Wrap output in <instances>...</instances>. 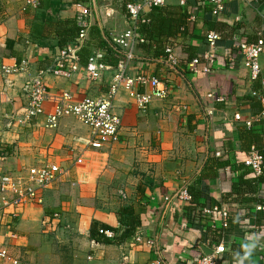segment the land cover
Segmentation results:
<instances>
[{"label": "crops", "instance_id": "1", "mask_svg": "<svg viewBox=\"0 0 264 264\" xmlns=\"http://www.w3.org/2000/svg\"><path fill=\"white\" fill-rule=\"evenodd\" d=\"M32 1L36 4H31ZM101 1L108 5L96 7V0L83 4L74 0H0V70L2 66L20 69L8 77L0 75V171L56 164L65 174L53 186L71 183L75 193L73 201L77 202L72 208L69 202L57 206L51 198L57 186H52L44 207H27L13 223L0 218V245L14 251L12 255L23 264H176L184 261L191 264L202 254L199 244L211 249L214 242L205 240L199 231L187 229L184 221L187 200L178 194L200 173L211 155L230 162V167L206 189V209H224L229 215L226 222H202L211 228H222L218 245H222L223 253L218 255L216 264H239L240 261L262 264L264 210L258 211L254 203L227 205L222 198L230 182L237 180L235 163L241 162L253 144L264 146V130L258 123L254 122L256 130L249 132L233 118L241 113L245 121L261 111V105L250 93L264 79V53L259 59L262 72L257 82L248 80L241 64L231 67L216 62L215 69L209 73L185 75L183 64L177 69L162 57L153 58L158 45L157 25L153 21L152 32L137 33L146 40V45L136 50L126 74L133 77L143 73L164 81L167 95L164 99H154L141 110L125 90H119L114 112L121 119L120 143L103 151H85L88 131L71 117L61 119L57 129H47L46 116L53 110L51 101L44 104V114L30 125L22 126L12 120L24 104V84L38 71L53 65L59 55L54 34L43 39L36 32L44 17L77 24L83 10H88V38L94 46L89 51L81 49L80 68L70 79L46 78L49 95L57 97L65 91L78 102L107 93L116 67L109 66L112 69L103 72L102 78L94 82L86 78L83 69L101 52L94 28L102 37L106 34L110 38L133 25L126 8L120 13L111 6L117 0ZM194 2L166 0L163 7H180L187 12L179 19L177 37L169 39L168 44L184 43L203 49L208 24L216 21L241 27L250 39H264V0H223V10L217 17L210 14L207 4L197 7ZM232 42L223 36L216 56L223 57ZM208 90L232 93L234 100L227 108L224 103L204 107ZM118 212L140 215L142 224L136 228L135 236L141 242H136L135 237L120 246L92 241L91 222L117 228ZM9 229L19 238L9 239ZM147 241H153L154 246H147Z\"/></svg>", "mask_w": 264, "mask_h": 264}, {"label": "built area", "instance_id": "2", "mask_svg": "<svg viewBox=\"0 0 264 264\" xmlns=\"http://www.w3.org/2000/svg\"><path fill=\"white\" fill-rule=\"evenodd\" d=\"M166 0H128L126 10L132 21V27L123 33L113 34L110 37L111 42L118 47L124 54V59L120 61L115 68V73L111 77L106 94L99 97H85L78 102L72 99L67 92H62L57 97H51L48 92L46 78L70 79L80 68L79 52L88 40L89 17L90 12L83 10L81 17L77 20L80 28L78 37L73 44L67 45L65 49L59 51L58 57L53 65L48 66L29 79L23 86L25 97L24 104L16 118L12 117L19 125H30L38 117L44 114V104L48 101L53 103L52 113L46 116L45 127L50 130L57 129L59 121L63 118H73L82 124L88 131L85 141V151H103L110 149L120 143L121 119L114 112V100L120 89L125 90L129 97L135 102L138 109L145 110L154 99H164L167 95L168 87L164 81L148 76L137 74L130 77L126 74L127 67L134 56L135 45L143 43V39L137 36V24L145 22L144 14L156 8L165 5ZM31 4H36L32 1ZM210 8V14L214 17L220 15L223 10V0H207ZM220 40L219 35L209 32L206 35L208 50L203 55L206 63L201 70L202 73L209 72V66L215 62L217 43ZM242 64L247 70L250 80L260 79L262 68L259 62L264 53V40L259 38L253 44H241ZM168 57L166 62L175 65L176 59L172 50L167 48ZM103 54L98 52L84 66L86 78L89 81H98L102 78V73L112 68L102 62ZM198 61L193 60L190 68L193 73H197ZM20 70L19 68L1 67V77H7ZM264 86V79L260 80ZM250 96L261 105V111L258 116L246 121V126L251 127L253 122L263 121L264 125V94L260 90H252ZM211 97V95H209ZM216 102H222V99H216ZM211 114V110L208 112ZM234 120H239V114L233 116ZM1 125V124H0ZM2 127L0 126V133ZM245 166L250 168L257 176L264 177V149L259 153L254 147L248 152ZM65 171L56 164L45 163L39 166L29 167L25 173L20 172L12 175L10 173L0 172V218L8 219L13 223L18 220L24 210L32 205L43 204L44 195L58 182ZM179 197L189 199L187 194L182 191ZM168 201V199H165ZM258 211L263 209L256 207ZM213 212H219L223 221L227 218V212L224 209H205L204 214L211 215ZM57 217V215H54ZM11 223L9 225H11ZM106 237L111 238V232H102ZM9 239H18L19 235L9 229L7 232ZM136 242H141L140 237L135 236ZM146 245L154 246L153 241H147ZM264 246L262 247V249ZM223 253L222 245H218L211 255H203L196 260V264H216L218 255ZM90 259V257H89ZM264 264V255L261 258ZM23 264L21 259L13 256L8 248L0 245V264Z\"/></svg>", "mask_w": 264, "mask_h": 264}, {"label": "trees", "instance_id": "3", "mask_svg": "<svg viewBox=\"0 0 264 264\" xmlns=\"http://www.w3.org/2000/svg\"><path fill=\"white\" fill-rule=\"evenodd\" d=\"M74 1L77 4H83L85 2L88 3V0ZM127 3V0H117L116 2H112L111 6L118 12L122 13L125 11ZM194 4L197 7H200L199 4L206 5L207 0H195ZM107 5L108 3H105L104 1L96 0V7H103ZM185 14H187V12L182 10L180 7H161L158 9H153L150 13H148V15H146L145 22H140L137 24V33L139 32V34H143L152 32L153 21L156 23V43L158 45L155 46L153 58L162 57L163 60H166L168 55L165 50L167 46L171 45V47H169L172 50L173 56L176 59V64L174 65V67L178 69V67L180 66L179 64H183L182 66H184V71L182 73L185 75L196 74L193 73L190 68V64L193 60L198 61L196 66L198 72L201 71L204 66H206V63L203 60V55L207 51L208 45L206 42V35L209 32H213L219 35L220 40L218 41L217 46L219 45L223 36L226 39L230 38L233 40L232 47L226 50L225 55L223 57L219 58L216 56L214 65L212 64L209 66V72L215 69L216 62H219L223 65L228 64L231 67H234L236 64H241V67H243L242 51L240 45L253 44L259 38H261L257 37L255 39H250L249 37L243 34L241 27H237V25H227L221 21H216L208 24V32L205 34L204 39L206 46L204 45L205 47H203V49H197L184 43H177L175 45H173L172 43L168 44L169 39L177 37L179 19ZM94 31L95 40H97V48L101 50L100 53L103 54L102 62L108 66L114 68L117 67L118 63L124 59L123 52L111 42L110 38L106 34L105 37H102L96 27L94 28ZM226 31L228 33H226ZM36 32L43 39L48 37L50 34H54V36L57 38V47L59 50H62L67 47L68 43H73L75 41L80 32V28L73 21H60L55 20L52 17H44L43 23L41 25L38 24V29L36 27ZM143 41V43L138 42L135 45L133 53L134 56L130 63L135 58L136 50L138 48L141 49V47H144L146 45V40L143 39ZM92 46L93 43L91 42L89 37L86 44L82 48V51H89V48ZM140 74L144 75L143 73ZM247 76L248 80L251 83L258 81H251L249 74ZM255 86H257L256 89L260 90L264 94V86L261 85V82L260 84H256ZM209 95H211V97H209ZM216 99H222V102L219 103H224L225 107L227 108L234 100V96L232 93L221 94L216 91L212 92L208 90L206 91V99L203 103V106L208 107L213 104H218L216 102ZM258 114L254 115V117L258 116ZM239 117L240 119L236 120L237 124L240 125V123H242V126L245 127L249 132L256 130L255 126H253L254 122L252 123L251 127H247L246 121L250 119L244 121L243 115L241 113L239 114ZM255 123H258V126L262 130H264L263 121H258ZM253 146L259 153H262L264 146H257L256 144H253ZM251 147L252 146H250L248 151L243 154L244 156L241 162L235 163L234 171L237 173V180L235 182H230V187L228 191H226L227 193L223 195L222 202L227 205L240 203H254L264 210V177L257 176L250 168L245 166V161L248 157V152L250 151ZM228 167H230L229 161L209 155L200 173L196 177L191 179L188 183H186L179 191V194L180 192L184 191L189 197V199L186 201V207L184 209V221L186 223L187 229L201 232L205 240L209 238L211 239V241L214 242V244H212L214 245V247L218 246L219 244L222 228H211L208 227L207 224H202V222L209 223L210 221L214 220H222V218L220 217L219 212H213L211 215L204 214V210L206 209L205 199L207 197L206 189L209 187V185H211V182L217 180L219 176L221 177L222 171H224ZM228 216L229 215L227 213L226 220H222V222H226L227 220H229ZM116 218L119 224L117 228L105 225L104 223L98 221H92L89 231L90 239L102 245L120 246L134 238L136 228L140 227L142 224V219L140 215L127 213L124 214L118 212L116 214ZM100 231L111 232L113 236L111 238H108L104 234L100 233ZM212 245H210L209 248L214 249ZM203 255L204 254L202 252L199 258H201ZM199 258L192 261L191 264H196L195 262ZM176 264H187V262H178Z\"/></svg>", "mask_w": 264, "mask_h": 264}, {"label": "rangeland", "instance_id": "4", "mask_svg": "<svg viewBox=\"0 0 264 264\" xmlns=\"http://www.w3.org/2000/svg\"><path fill=\"white\" fill-rule=\"evenodd\" d=\"M10 76V75H9ZM8 77V76H7ZM72 99H73V97H72ZM74 100V99H73ZM42 164H45V163H42ZM42 164H38V165H33V166H39V165H42ZM15 165V164H14ZM30 167H32V166H30ZM29 168V167H28ZM28 168H26V169H21V171H19V170H15V171H12V170H10V171H7V172H3V173H10V174H12V175H15V174H18V173H20V172H23V173H25L26 172V170L28 169ZM14 169H16V167L14 168ZM0 172H2V171H0ZM56 186H57V189H55L54 191L52 190V188L54 187V188H56ZM50 190H52L53 192H54V197H52L51 196V198H53L52 199V201L58 206V204L59 203H64V204H66L67 202H69L70 203V207L72 208L73 206H75V205H77V202L76 201H73V199H75L74 198V194L75 193H73V189H72V185H71V183H59V184H57V185H55V186H53ZM49 190V191H50ZM47 194L48 193H46L45 195H44V199H43V204H40V205H32V207H39V208H42V207H44V205H46V197H47ZM67 207H69V206H67ZM1 219H3V218H1ZM8 220V219H7ZM10 252H11V254H13L14 255V251H12V250H10ZM2 264H7V263H2Z\"/></svg>", "mask_w": 264, "mask_h": 264}, {"label": "water", "instance_id": "5", "mask_svg": "<svg viewBox=\"0 0 264 264\" xmlns=\"http://www.w3.org/2000/svg\"><path fill=\"white\" fill-rule=\"evenodd\" d=\"M93 10H94L95 14L97 15V10H96V7H95L94 3H93ZM169 205L170 204H168L166 208H168ZM199 248L201 249V251L203 252L204 255H211L212 254V250L208 249L203 244H199Z\"/></svg>", "mask_w": 264, "mask_h": 264}, {"label": "clouds", "instance_id": "6", "mask_svg": "<svg viewBox=\"0 0 264 264\" xmlns=\"http://www.w3.org/2000/svg\"><path fill=\"white\" fill-rule=\"evenodd\" d=\"M248 254H250V249H249V251H248ZM239 264H242V261H240Z\"/></svg>", "mask_w": 264, "mask_h": 264}]
</instances>
